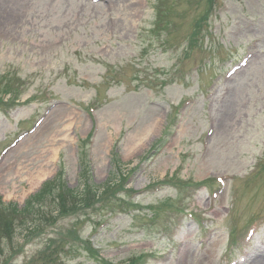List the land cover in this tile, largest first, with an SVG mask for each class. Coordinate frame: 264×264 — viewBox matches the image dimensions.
Returning a JSON list of instances; mask_svg holds the SVG:
<instances>
[{"label":"rangeland","instance_id":"374dc122","mask_svg":"<svg viewBox=\"0 0 264 264\" xmlns=\"http://www.w3.org/2000/svg\"><path fill=\"white\" fill-rule=\"evenodd\" d=\"M171 2L0 0V198L87 164L134 203L22 219L1 263L264 264V0Z\"/></svg>","mask_w":264,"mask_h":264},{"label":"trees","instance_id":"16d2710c","mask_svg":"<svg viewBox=\"0 0 264 264\" xmlns=\"http://www.w3.org/2000/svg\"><path fill=\"white\" fill-rule=\"evenodd\" d=\"M209 1L212 2V0ZM7 87L5 86V88ZM79 176L82 179L81 183L77 187L71 188L59 174H56L45 180L38 191L30 195L20 207L13 201L4 203L0 199V255L3 252L1 241L11 236L13 229L21 224L22 219L31 217L33 220L39 214V220L57 221L69 215L85 212L97 203H101L102 206H109L120 201L128 203L118 196V192L123 188V182L126 180L124 174L114 173V177L107 179L101 186L92 182L85 165H81ZM148 208L152 212L156 210L154 205H150ZM26 222L25 220L24 223ZM145 256V254L133 256L123 264H144ZM0 264L5 263L0 262Z\"/></svg>","mask_w":264,"mask_h":264}]
</instances>
